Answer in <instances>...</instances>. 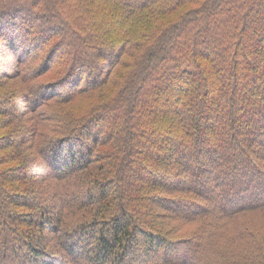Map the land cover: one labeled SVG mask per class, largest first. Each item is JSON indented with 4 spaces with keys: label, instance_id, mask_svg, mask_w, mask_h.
<instances>
[{
    "label": "trees",
    "instance_id": "1",
    "mask_svg": "<svg viewBox=\"0 0 264 264\" xmlns=\"http://www.w3.org/2000/svg\"><path fill=\"white\" fill-rule=\"evenodd\" d=\"M0 264H264V0H0Z\"/></svg>",
    "mask_w": 264,
    "mask_h": 264
},
{
    "label": "rangeland",
    "instance_id": "2",
    "mask_svg": "<svg viewBox=\"0 0 264 264\" xmlns=\"http://www.w3.org/2000/svg\"><path fill=\"white\" fill-rule=\"evenodd\" d=\"M51 22V21H50ZM49 22V23H50ZM59 51V49H58ZM101 66H97L95 68H93V70L91 71V74H89L90 76L89 77H95L97 76V72L100 70ZM6 70H8V68L6 67L5 68ZM49 77V76H48ZM48 77H44L42 79V81H46L48 79ZM9 85H21L20 82L18 80H14V81H8L7 83H4L2 88H8ZM64 91V90H63ZM153 94H149L148 93V96H152ZM86 101H87V98H79L77 99L76 101L72 102V103H69L68 104V107L66 109H73L74 111H82L85 106L87 105L86 104ZM61 108H64L63 106H61ZM149 148H150V145L147 144V146L145 147L146 151L149 152Z\"/></svg>",
    "mask_w": 264,
    "mask_h": 264
}]
</instances>
